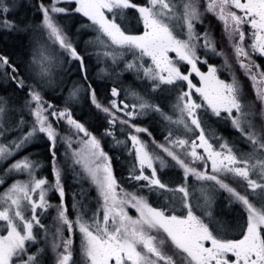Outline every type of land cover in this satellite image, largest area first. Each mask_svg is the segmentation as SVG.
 Instances as JSON below:
<instances>
[{"label":"snow or ice","instance_id":"1","mask_svg":"<svg viewBox=\"0 0 264 264\" xmlns=\"http://www.w3.org/2000/svg\"><path fill=\"white\" fill-rule=\"evenodd\" d=\"M8 38L20 52L0 49V264H264V0H0ZM38 141L54 182L23 155ZM69 160L93 207L72 193L69 211Z\"/></svg>","mask_w":264,"mask_h":264},{"label":"trees","instance_id":"2","mask_svg":"<svg viewBox=\"0 0 264 264\" xmlns=\"http://www.w3.org/2000/svg\"><path fill=\"white\" fill-rule=\"evenodd\" d=\"M31 2H32V0H21V3H23V4H29ZM84 39L87 40V39H90V37H84ZM15 43L16 42L12 38H8L7 41H5L4 39H0V49H3L5 47H7V49L9 51L16 52L17 57H18L20 50L15 47ZM94 65H96L95 58H93V60L90 63V66H89L90 67L89 77H90V79H93V80L96 81L95 83H93V87H97L99 90L103 91V80H102L101 77L97 76V73L102 68L99 67L100 64L97 67L93 68ZM76 77H79V76H73V78H76ZM128 83H130V82H128ZM3 88H4V85H3L2 82H0V95L4 94ZM56 95H59V93H56ZM52 102L56 103L55 100H53ZM83 107H84L85 110H87V105H83ZM76 115H77V117H79V115H80V109L79 108L77 109ZM153 124H155V122H153ZM141 126H149V125H148V122L145 121V123L143 125H141ZM222 126H223V128L220 127L219 130L217 131V135H222V136H224L226 138L228 137V134H231L232 136L238 135L237 133H235V131L233 129H231L230 126H227V125L226 126L222 125ZM149 130L153 131V136L156 138L157 141H162V135H161V133L159 131V128H157V130L154 131L153 127H150ZM62 134L63 135H69L70 133H68L67 130H64V131H62ZM141 138L145 139V140L149 139L146 136V134H141ZM117 139L124 140L125 137L124 136H118ZM38 143H39L38 147L37 146H35V147L34 146H30L28 148V150H27V153L30 152L32 154H36L38 156V158H40L41 161H44L45 167H46L47 170L43 171V173L47 172V174H49L50 173V167L48 166V162L45 160V156L47 155V148L45 147V145H44V143L42 141H38ZM109 145H110L112 151H109L108 147H105V151H109V155H111V156L119 157V160H116L114 162L113 168H116V170L115 169L114 170L117 172L118 176H123L125 172L122 171V167H124V165L126 163V161L124 160V156L126 155V153L124 152L122 145L116 144V142L111 140L110 138H109ZM60 151L63 152L64 148L61 147ZM67 170H69V173H68L69 176L66 178L65 182L74 185L71 188H68V192L70 194L76 193L77 199L80 200L81 198H79V197H85L86 193L84 191H82V189L80 187H77L74 184L75 182H78V181H75L76 178H75V175H74V174L77 173V170H75L74 165L72 164L71 160H69L68 163H67ZM165 171L170 172V174L173 177H175L177 170L165 169ZM125 175H126V173H125ZM52 178L53 177H51L50 174H49L48 179L51 181ZM83 190H85V187L83 188ZM220 199H223V198L220 197ZM202 203H204V201H202ZM225 205L226 204L224 202L223 203H221V202L219 203V207H224ZM216 207H217V205H216ZM232 215L238 217L239 213L235 212ZM226 219L230 220L231 216L226 217Z\"/></svg>","mask_w":264,"mask_h":264},{"label":"flooded vegetation","instance_id":"3","mask_svg":"<svg viewBox=\"0 0 264 264\" xmlns=\"http://www.w3.org/2000/svg\"><path fill=\"white\" fill-rule=\"evenodd\" d=\"M209 17H211V19H206L205 20V25H210L211 26V32H212V37H213V40H214V42L215 43H217V51L218 52H220V51H224L225 53H227V48L226 47H224V48H222L220 45H221V35H222V24L219 26V27H217V25L218 24H220V22H218L216 19H215V17H212V14L211 13H208L207 14ZM170 55H174V53H170ZM214 59L217 61V62H221L222 63V61H223V57H219V56H217V57H214ZM230 62H231V60H230ZM258 62H259V59H258ZM202 70H206V69H203L202 68ZM225 75H227V74H225ZM192 76H193V82L194 83H196L198 80H199V77H196L195 76V73H193L192 74ZM223 78V77H222ZM230 78V77H229ZM242 80L244 79L243 77H242V75H241V77H240ZM246 91H247V89H246ZM257 123H258V121H257ZM213 126H216L215 124L213 125ZM226 126V125H225ZM227 126H230V125H227ZM231 127V126H230ZM232 129V128H231ZM235 136H232L231 134H228V139H232V138H234ZM38 145H39V143L38 142H35V146H37L38 147ZM34 146V147H35ZM30 147V146H29ZM243 147V146H242ZM244 150H247L246 148L244 149ZM61 152V154L63 153L62 151H60ZM23 155H28V153H27V151L26 152H24L23 153ZM19 158H20V156H19ZM31 158L32 159H34V160H40V158H38V156L36 155V154H32V156H31ZM115 170H116V168H114ZM122 171L123 172H125L126 173V175H127V172H126V170H125V167H122ZM116 172V171H115ZM117 173V172H116ZM125 173H124V175H125ZM123 175V176H124ZM43 176H45V177H47L48 178V176H49V174H47V172L45 173H43ZM19 178H23V177H19ZM66 178H67V176H65L64 177V180H66ZM194 179V178H193ZM52 182H54V179L52 178ZM65 184H66V186H67V190H68V188H71L72 186H74L73 184H70V183H67V182H65ZM75 184V186H77V187H80L81 189H82V191H84L86 194H85V197H79V198H81L80 200L79 199H77V200H79V201H81V203L83 204V205H85V206H87V207H93L94 205H95V199H96V196H97V193H96V189H95V186L94 185H92L91 184V182H89L88 180H82L81 182H75L74 183ZM85 187V190H83V188ZM130 191H131V189H129ZM227 196V193H224L222 196H221V198H223V199H220V202L221 203H225V204H227V201L224 199V197H226ZM57 197V194L55 193V192H52V193H50L49 194V202L51 203V204H59V199L58 198H56ZM90 198V199H89ZM66 203L68 204V207H69V211L71 212V194L68 192V195L66 196ZM216 207V205L214 204L213 205V207ZM211 210V209H210ZM131 208H129L128 209V213H129V215L130 216H133V217H135L136 215H133V214H131ZM49 212L51 213V216L52 217H54L55 215H56V213H55V210L54 209H50L49 210ZM70 218H72V219H75V214L73 213V215L70 217ZM48 223L49 224H51L52 223V221H51V219H49V221H48ZM65 235H67V233H65ZM78 244H79V238H78V236H77V238H76V240H75V245L76 246H78Z\"/></svg>","mask_w":264,"mask_h":264},{"label":"rangeland","instance_id":"4","mask_svg":"<svg viewBox=\"0 0 264 264\" xmlns=\"http://www.w3.org/2000/svg\"><path fill=\"white\" fill-rule=\"evenodd\" d=\"M95 63H96V60H95ZM99 67L102 68V69H104V68H106L107 66L102 62V63H100ZM73 79H79V77H76V78H73ZM129 82L131 83V81H129ZM130 83H129V84H130ZM82 103H83V102H82ZM174 119H175V117H174ZM220 127L223 128L222 125H216V126H213V128H214L216 134H217V131L219 130ZM180 138H185V137H180ZM16 158L19 159V156H17ZM20 158H21V157H20ZM74 168H75V170H77V173L74 174V175H75V178H76L75 181L81 182L82 180L80 179V175H78V174H83V169L81 168L80 165H74ZM68 173H69V170H67V172H66V176H67V177L69 176ZM86 180H87V179H86ZM51 181H52V180H51ZM88 181H89V180H88ZM89 182H90V181H89ZM0 191H2V188H0ZM202 201H203V199L201 200V203H202ZM202 204H203V203H202ZM131 210H132V211H131V214H133V215H137L134 209H131Z\"/></svg>","mask_w":264,"mask_h":264}]
</instances>
